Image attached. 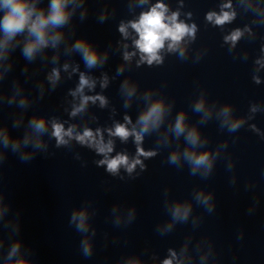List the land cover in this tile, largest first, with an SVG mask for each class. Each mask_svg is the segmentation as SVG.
Segmentation results:
<instances>
[{
	"label": "clouds",
	"instance_id": "1",
	"mask_svg": "<svg viewBox=\"0 0 264 264\" xmlns=\"http://www.w3.org/2000/svg\"><path fill=\"white\" fill-rule=\"evenodd\" d=\"M71 2V0H51L50 11L45 15L44 11H39L35 4L29 3V0H0V9L4 10L3 19L0 20V30L3 31V39H0V47L7 49V45L13 38L20 33L27 30L28 36L32 39H28L24 44L23 54L31 59L35 56L37 51L41 48L47 47L49 42L53 47L62 39V34L59 32H53L49 35L50 28H57L67 23L71 12L66 11V6ZM145 0H141L144 3ZM224 8H231V4H225L222 6L221 13L217 14L215 12H209L207 14V20L213 22L216 25H223L226 22L231 21L235 13L224 11ZM167 6L160 2L153 5L148 11L142 12L138 20L130 21L128 24L122 23L119 27L120 33L128 38L129 32L128 28L131 27L138 34V39L133 41L135 48L139 50L140 60L139 63L146 62L148 65L153 63L161 64L163 63V57L160 52L165 48V42L169 41L167 44V50L169 52H176L179 50L181 57L184 56L185 50L181 47L182 41L185 37L195 38L196 25L192 24L189 26L182 21H178L179 12H173L171 15H167ZM190 15V14H189ZM242 32L237 29L232 32L231 35L225 37L226 42H231L233 46L236 41L241 37ZM73 49L79 51L88 67H94L98 63L103 62L106 57H101L96 50H94L90 44L86 41L80 39L77 40L73 45ZM127 48V45H124ZM3 53H0L2 55ZM135 52L124 53V60L130 61ZM258 64L261 61H257ZM65 70H67L68 65H64ZM122 70V69H121ZM75 71V69H74ZM60 72L58 69H53L48 79L55 84L59 80ZM256 83H259L258 78ZM107 77H105L101 83L102 87L107 86ZM85 87L92 89L95 87V81L87 77L85 74H80V81L78 87L71 93L73 97L77 95L80 96L79 105H74L71 112V116H76L81 113L89 103V101L95 103L97 100L103 107L107 101L103 96H86L83 94ZM124 89L129 97L135 92V87H130L125 82ZM11 103V101H9ZM21 105L25 104V100L20 101ZM256 111L255 108L252 109ZM167 109L165 103L162 99L156 100L151 103L150 107L144 111L137 121L141 125L140 131H137L135 126L130 130L126 127V124H131V120L128 116H125V123H117L113 129H108L109 136L119 137L122 141H127L129 136H134L135 143L137 146V154L133 159H129L128 155L123 153H118L115 157H109V154L113 152V141L109 139L107 142L104 141L103 133L101 129H96L95 132L85 127L83 132H77L76 126L71 125L65 129L64 124L53 120L51 122V136L56 140V146L68 145L70 140H75L81 145H85L91 149H94L97 154L102 155L103 159L97 161L99 166L106 165V170L116 175L121 167H124L126 171L131 174L139 165L142 169L145 167L140 157H153L156 155L154 151H145L140 145L143 141V133L149 132L152 129H156L162 123ZM194 111L203 112L204 119L209 118L210 111L205 109V102L203 99L198 100L194 105ZM230 113V108L225 107L222 109L221 115L225 117L223 123L228 126L229 131H235L242 124V121H229L228 116ZM30 128L36 135L34 148L44 149L46 145L40 140V135L47 132L48 122L43 117H33L29 121ZM187 129V132H186ZM176 137L185 134V139L189 145L195 148L200 143V135L195 127L188 128L186 124V116L183 111H181L175 120L174 127L172 129ZM0 143L7 148L11 145L13 152H17L21 148V141H11L9 134L6 129H0ZM67 138V139H66ZM32 139L31 135H25L23 144L27 145ZM183 157L192 166V174H195L198 169H204V175H207L212 169V157L210 153L205 151L197 154L195 151L185 149L183 152ZM180 153L178 151L173 152L169 157V162L172 164H179ZM21 160L27 161L31 159L30 154H22L20 156ZM211 197L205 196L203 194L197 195V200L204 204L209 205ZM190 206L188 205H175L172 208V216L175 220H187ZM211 210V209H209ZM6 211L5 208L0 207V214ZM71 222L75 224L76 229L80 232H87V213L84 210L73 212L71 216ZM119 223V220H117ZM170 227V226H169ZM20 249V244L17 242L11 248L8 254L9 259L15 256ZM82 250L85 256H90L92 248L87 240L82 242ZM171 252V250H170ZM176 258V253L171 252V257L163 260L162 264H173ZM14 264H29V262L21 257L17 259ZM131 264H138V261H132Z\"/></svg>",
	"mask_w": 264,
	"mask_h": 264
}]
</instances>
